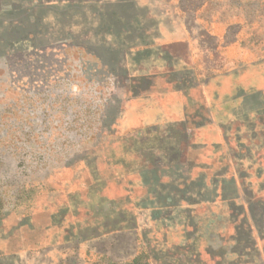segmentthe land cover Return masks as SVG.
Segmentation results:
<instances>
[{"label":"rangeland","instance_id":"obj_1","mask_svg":"<svg viewBox=\"0 0 264 264\" xmlns=\"http://www.w3.org/2000/svg\"><path fill=\"white\" fill-rule=\"evenodd\" d=\"M0 264H264V0H0Z\"/></svg>","mask_w":264,"mask_h":264}]
</instances>
